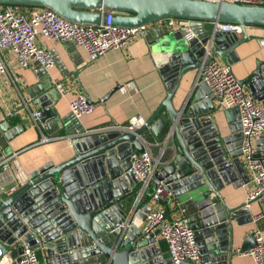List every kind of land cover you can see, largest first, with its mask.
<instances>
[{
	"label": "water",
	"instance_id": "1",
	"mask_svg": "<svg viewBox=\"0 0 264 264\" xmlns=\"http://www.w3.org/2000/svg\"><path fill=\"white\" fill-rule=\"evenodd\" d=\"M0 5L44 7L66 21L89 26L104 22L98 11L107 9L115 13V26H145L143 35L154 32V25L162 20L184 19L194 33L186 39L182 29L156 28L160 33L149 45L164 60L159 73L167 93L140 127L85 133L73 122L66 130L65 159L46 162L17 178L13 192L0 202L2 255L17 261L23 247H28L40 252L44 264H172L156 246L159 229L147 235L141 232L153 208L147 203L138 209L151 199L149 193L140 195V184L130 172V155L143 152L142 139H154L163 146L153 180L170 193L166 200L154 203L164 208L168 219L173 211L186 218L199 248L200 261L195 264H230L232 221L237 227L250 223L249 207L254 202L264 209L261 194L229 207L219 192L229 184L240 186L237 176L244 180L238 110H222L224 123L217 121L214 96L203 82L198 89H188L177 108L173 98L192 72L213 59L229 66L239 60L236 48L248 41L246 28H264V5L206 0H0ZM204 23L238 25L241 37L213 29L207 32L202 29ZM259 44L264 48V40ZM238 82L250 99L259 85V97L264 99V61H258L247 78ZM49 88L44 89L47 94L20 106L18 124L0 122L4 155L7 143L26 131L24 122L33 123V111L44 127L49 121L58 128L66 125L71 115L58 118L50 100L56 89ZM256 145L262 147L264 157L263 140ZM253 246L254 236L248 234L239 248Z\"/></svg>",
	"mask_w": 264,
	"mask_h": 264
},
{
	"label": "crops",
	"instance_id": "2",
	"mask_svg": "<svg viewBox=\"0 0 264 264\" xmlns=\"http://www.w3.org/2000/svg\"><path fill=\"white\" fill-rule=\"evenodd\" d=\"M27 12L29 13V10H26ZM154 26V32L151 31L148 35L142 34L135 42L128 44L125 48L110 50L93 62H88L84 53L70 42H53L38 38V44L49 52L55 61V65L47 71L36 63H32L27 69L18 68L11 54L7 51L3 52L8 69L17 76L19 81L15 88L7 83L4 78L0 80V122L6 120L13 126L18 124L20 120L17 116L22 113L14 115L15 110L29 100L47 94L44 90L46 87H50L49 90H51V87L55 86L56 91L50 100L53 99L52 108L59 119L71 115L68 102L77 94L84 95L94 105L91 114L83 116L80 120L71 118L73 117L71 115L68 117L66 125L62 124L59 128L56 124L50 123L49 120V125L45 127L40 122H37V127L31 121H25L26 131L7 143L8 153L4 155L3 151L0 150V153L2 152L0 161L11 157L9 170L14 182L10 186L16 187L17 178L21 177L23 172L31 171L46 162L57 164L65 159L69 149L66 130L73 127V122L80 124L88 131L96 128L116 130L118 127L125 128L137 116L141 117L143 121L151 116L167 93L165 83L159 73V68L164 60H159L149 45V42L160 33L159 29L156 28H164V26L159 23ZM202 27L207 32L212 29L210 23H204ZM246 34L248 41L236 48V55L239 60L231 65L238 80L247 78L248 74L255 68L256 63L264 61V48L259 44V41L264 40V28L247 27ZM237 35L239 38L241 37V34ZM213 60L222 63L219 58ZM198 72L199 70L192 72L187 80L180 84L179 90L173 98L174 107L177 108L180 105L181 99L188 89L194 86L198 89V85L202 83L200 80L196 82ZM243 89L249 97L248 90L245 87ZM254 89L255 92L251 95V100L264 102V99L259 97L260 86L256 85ZM221 112L219 110L216 112L217 121L224 123ZM42 136L50 141L42 143ZM149 142L152 144L149 147L151 153L158 158L162 152L161 144H158L159 142L154 139ZM260 148L262 150V147ZM260 153L262 154L263 151ZM242 164L245 175H243V181L237 176L240 186L235 187L229 184L219 191L229 207L244 204L249 192L253 189L244 163ZM157 185L158 183L153 180L148 193L150 194ZM147 203L153 209H163L162 206L150 200L149 202H141L138 209ZM260 207V202L252 203L249 207L250 213L256 214ZM179 216L183 217V214L179 211L172 212V218ZM232 228L234 232L232 251L240 247L243 238L254 229L260 231L264 243V219L256 225L250 222L241 227H237L232 221ZM156 239L157 248L161 249L162 254L168 258L166 244L159 234ZM35 253L37 256L40 254V252ZM230 264L256 263L251 258L233 254Z\"/></svg>",
	"mask_w": 264,
	"mask_h": 264
},
{
	"label": "built area",
	"instance_id": "3",
	"mask_svg": "<svg viewBox=\"0 0 264 264\" xmlns=\"http://www.w3.org/2000/svg\"><path fill=\"white\" fill-rule=\"evenodd\" d=\"M206 1L252 5H260L262 2V0ZM26 10H29V13H26ZM98 12L104 16V22L97 26H89L66 21L44 7L22 9L15 5H0V80L4 78L7 83L15 88L19 81L17 76L8 69L3 55L4 51L11 54L18 68L27 69L30 68L32 63H36L47 71L55 65L51 54L38 44V38L53 42H70L84 53L88 62H93L110 50L123 49L128 44L135 42L146 30L145 26L138 28L115 26L112 23L115 16L113 11L102 9ZM158 23L170 30L182 29L186 39L194 36V33L188 27V20L168 18ZM210 24L215 31L241 33V28L238 25L228 23ZM199 80L210 89L217 110L237 108L238 123L242 135L241 161L248 173L249 182L253 185L247 201L254 199L259 194L264 199V157H261L260 147L256 145V141L262 139L264 147V102H255L247 97L231 66L221 62L212 60L206 66L200 68L197 77V81ZM18 109L15 110L14 115L22 113ZM68 109L73 118L80 120L83 116L93 112L94 105L89 103L84 95L77 94L69 100ZM31 117L33 123L37 126L36 113H31ZM143 122L141 117L137 116L125 128L118 127L117 129L132 131L140 127ZM105 129L110 128L86 130L85 133ZM48 141H50L48 138L41 137L42 143ZM141 141L144 146L143 152H133L130 155V172L136 182L140 184V195L148 193L162 155L160 153L158 158L154 157L149 148L152 144L144 139ZM158 144L163 146V143ZM256 150L259 154L258 157H254ZM10 159L11 157H7L0 161V202L15 189V186H10L14 182L9 170ZM149 196L151 201L154 202L156 199L166 200L170 193L161 184H158ZM163 209H153L146 215L140 227L141 232L147 235L159 229V236L166 244L168 258L172 264L199 263V248L186 218L184 216L172 218L171 214V218L168 219ZM263 219L264 209L260 208L256 214L252 215L251 222L256 225ZM249 235L254 236L255 246L244 251H241L239 247L235 248L234 254L251 258L256 264H264V243L260 231L254 229ZM13 263L40 264L36 253L28 247H23L17 261L8 254L2 255L0 249V264Z\"/></svg>",
	"mask_w": 264,
	"mask_h": 264
},
{
	"label": "trees",
	"instance_id": "4",
	"mask_svg": "<svg viewBox=\"0 0 264 264\" xmlns=\"http://www.w3.org/2000/svg\"><path fill=\"white\" fill-rule=\"evenodd\" d=\"M261 5H264V0H262ZM22 9H29L32 8L31 6H19Z\"/></svg>",
	"mask_w": 264,
	"mask_h": 264
},
{
	"label": "rangeland",
	"instance_id": "5",
	"mask_svg": "<svg viewBox=\"0 0 264 264\" xmlns=\"http://www.w3.org/2000/svg\"><path fill=\"white\" fill-rule=\"evenodd\" d=\"M37 259H38V261H39L40 264H44L43 258L41 257L40 254H38Z\"/></svg>",
	"mask_w": 264,
	"mask_h": 264
}]
</instances>
